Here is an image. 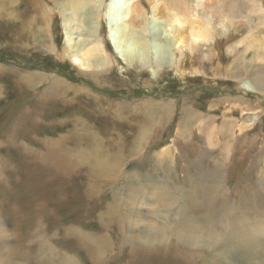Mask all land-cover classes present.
<instances>
[{"label": "rangeland", "instance_id": "374dc122", "mask_svg": "<svg viewBox=\"0 0 264 264\" xmlns=\"http://www.w3.org/2000/svg\"><path fill=\"white\" fill-rule=\"evenodd\" d=\"M148 4L145 65L100 18L84 71L55 0H0V264H264V0L196 9L213 40L181 56Z\"/></svg>", "mask_w": 264, "mask_h": 264}, {"label": "bare ground", "instance_id": "6f19581e", "mask_svg": "<svg viewBox=\"0 0 264 264\" xmlns=\"http://www.w3.org/2000/svg\"><path fill=\"white\" fill-rule=\"evenodd\" d=\"M55 1L58 8V13H56L60 15L65 41L64 51L62 50V54L59 52L60 54H58V56L60 58H69L74 66L84 71H90L92 68L102 71L112 64L110 57L103 54L104 45L99 35L100 18L105 22L106 40L110 43L116 57L119 60H123L125 66H134V64H141V66L145 65L146 61H144L143 57H145L151 49V43L145 37V30L143 31L148 24L147 16L149 11L146 2L149 3V6L155 3L153 6V16L156 20L164 21L169 36L168 40L173 46L174 51L177 52V54L179 53V56L183 55L186 50H192L193 46H196L199 42L205 43L213 40L212 30L207 24L200 21V19L194 15V11L202 8L203 10L214 13L217 0H194L195 8H191L186 0H171L165 3H156V0H126L121 8L118 6L119 0ZM40 4L45 8V5L41 2ZM226 15L229 17V14ZM47 16L48 18L50 17L48 14ZM249 82H247L248 85ZM249 89L252 92L259 90L255 92L260 93L261 91L260 86L250 87ZM224 101H235L234 105L236 106H238V103L241 106L246 105L248 110L250 108V103L244 98H236L233 100L225 99ZM240 111L243 113L246 109L241 107ZM253 122H255V119L251 122L249 118L246 123L237 125L240 130H247L245 138L254 134L256 127L254 128L255 124ZM234 124L235 123H233L232 126ZM182 133L179 135H182ZM229 134L228 141L225 140L227 137H225V134L223 136V141L226 143L227 150L232 146V150L235 151V142L237 140L234 139L235 137H233L232 132ZM253 139L255 138L253 137ZM209 140L212 142L214 138L209 137ZM217 142L219 141L217 140ZM242 146L241 149H243ZM236 154L237 153H235V155ZM36 180V183L38 182L39 185L41 184L40 180L44 179L37 178Z\"/></svg>", "mask_w": 264, "mask_h": 264}]
</instances>
